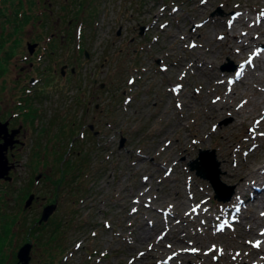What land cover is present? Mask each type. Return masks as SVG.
<instances>
[{"label":"rangeland","instance_id":"374dc122","mask_svg":"<svg viewBox=\"0 0 264 264\" xmlns=\"http://www.w3.org/2000/svg\"><path fill=\"white\" fill-rule=\"evenodd\" d=\"M193 2L21 0L12 4L11 0H0V19L4 10L14 11L13 5L25 13L31 12L30 17L25 16L4 30L6 37H15L10 46L12 56H6L0 47V120L12 115L11 125H23L17 136L21 141L7 151L9 161L14 163L9 170L10 179L0 178L1 235L6 234L10 217L17 215L6 237L0 236L2 264H14L16 250L25 241L32 243L29 264H180L161 256L158 263H154L155 259L150 262L148 246L160 238L165 247L170 241L167 236L172 234L160 230L161 222L148 243L135 240L141 228L149 226L140 227L142 222L158 223L162 216L159 212L167 211V207L146 196L164 194L167 185L176 184L175 177L181 172L190 178L195 189L207 194L209 212L214 213L219 205L235 204L236 184L223 178L217 149L208 140L204 142L198 135L190 134L197 128L198 134L207 136L210 129L229 123L230 114L206 118L212 110L209 95L224 94L226 88L215 84L220 79L210 80L197 70L201 69L197 65L199 58L189 57L186 52V47L191 46L188 39L183 42L170 35L177 33V22L184 33L205 22L212 38L220 29L214 20L227 22L228 14L235 12L234 4L242 3L240 9L250 11L254 18L263 12L264 0ZM195 14L197 18L189 24ZM239 23L242 22H236ZM249 27L245 26L249 31L245 37L253 39L254 31ZM201 30L204 32V27ZM198 35L194 33L193 38ZM27 42L35 43L31 53ZM261 45L264 41L258 47ZM170 47L176 51H170ZM226 50L211 52L215 54L211 65L202 70L211 69L207 74L229 72L227 78H231L240 65ZM62 67L67 71L65 75ZM130 79L134 83L129 84ZM179 83L184 84V98L187 94L200 97L191 112L184 103L177 107L179 94L175 95L171 88ZM261 84L253 75L245 88L236 85V94L255 101L251 106L255 109L264 98ZM245 119L250 122V118ZM247 130L246 123H236L232 133L239 139ZM263 139L264 136L260 140ZM205 148L214 150L220 181L233 187L226 201L217 199L208 179L190 168L199 149ZM171 158L179 166V173L166 171ZM146 183L152 188L138 202L135 195L147 187ZM185 184L180 182L171 190L180 192L184 200ZM121 189L127 195L124 206L118 198ZM30 192L35 193V198L24 208ZM132 200H136L135 204L128 208L127 203ZM49 202H55L56 209L49 222L36 231L31 225L39 224L41 209ZM228 233L230 244L239 246L241 253L249 250L238 245V229ZM179 234L177 241L187 249L191 245L189 239L182 237L184 232ZM77 244L81 246L77 248ZM143 250L148 258L132 260ZM135 251L138 252L134 254ZM217 257L218 254L211 256L209 264H217ZM203 262L207 263L204 259Z\"/></svg>","mask_w":264,"mask_h":264},{"label":"bare ground","instance_id":"6f19581e","mask_svg":"<svg viewBox=\"0 0 264 264\" xmlns=\"http://www.w3.org/2000/svg\"><path fill=\"white\" fill-rule=\"evenodd\" d=\"M192 3H194L193 0ZM241 7L242 3L240 2L233 5L232 8L235 12L233 11L228 14L229 20L227 22L222 23L220 19L214 20L220 29L212 38L207 33L205 22L193 25L187 33L181 32L182 27L177 22L175 25L177 33L173 32L170 35L172 39L180 38L183 42L188 39L191 46L186 47V52L187 50L189 51V57L194 56V58H199L200 62L197 65L201 69L197 70L203 72L210 80L220 79L215 84L226 88L224 94L209 95L208 104L212 110L208 112L206 118L211 120L218 116L230 114L232 119L229 123L219 126L217 130H214L212 127L213 129L208 131L207 136L198 134L197 128L194 129V132H190V134L192 136L198 135L199 139L204 142L208 140V143H212V146H215L217 149L218 155L222 158L219 165H221V170H223V178L236 184V190L233 193L235 204L226 203V205H219L214 209V213H211L209 212L211 205L209 204L207 194L202 189H195L194 184L190 182V178L186 177L187 175L183 176V172L176 175V184L167 185L168 189L166 188L167 190L164 194L160 192L146 196L149 201L167 207V211L159 212L162 216H160L158 223L148 220L144 223L142 222L140 227L146 224L149 226L141 228L142 230L135 242L139 244L148 243L147 240L155 236V233L152 236L153 230L157 228L160 222V230L163 229L165 233H170V231L172 233L170 236H167L170 241L167 242L168 244L165 247L160 242V238L156 241L151 240L153 244L148 246V249H151L152 255L150 256L152 257L150 262L155 259L154 263H158L157 258L161 256L162 259L169 258L180 264H203V259L207 261L205 264H209V258L218 254L217 259H215L217 264H250L251 261L255 264H264V215H262L264 213V159H262L264 158V139L260 140L264 136L262 135L264 134V129H262L264 124V98L261 100L259 106L253 109L251 106H253L252 103L255 101L243 95L237 96L238 94H236V85L241 84L242 88H245L246 83L254 75L260 79L261 85H263L261 87L263 92L261 96H264V45L258 47L264 41V23L261 22L264 21V15H262L264 7L261 6L263 7V12L258 13L254 18L251 17L250 11L242 10L240 9ZM254 8L253 6L251 7L253 10ZM196 18V14L192 15L190 20L184 21L185 25H187L188 20L189 24H191L194 21L193 19ZM238 21L242 23L236 24ZM247 25H250L249 30L254 31L252 34L253 39L245 37V34L249 32L245 28ZM203 27L204 32L201 30ZM196 32L199 35L194 39L193 35ZM178 33L181 34L178 35ZM200 35H203L202 38ZM174 48L170 47V51L175 52ZM219 48L221 51H224L226 48V52L236 59L240 65L238 70L233 71L231 78H227L229 72L223 71L219 74H207L211 73V69L206 72L202 70L204 66L208 65L209 67L211 65L209 62H212L211 58L215 55L211 52L216 53ZM196 53H199V55ZM252 58H255V61H252ZM237 73H240V75L237 76ZM183 87L184 84L179 83L174 85L171 90L175 95L179 94V100H176V103L180 106L184 103L188 112H191L200 103V97L198 94L191 96L187 94V97L184 98L186 95L182 93ZM207 91L209 92L210 89ZM244 105H250V107L242 108ZM243 115L245 118H250V122L242 118ZM207 121L209 122V120ZM236 123H242V125L246 123L248 129L247 134L239 139H235V135L232 133ZM216 126L214 127L216 128ZM212 133H214V137ZM187 150L185 148V151ZM258 151L260 154L256 155ZM259 158L260 160L256 162ZM173 160L175 159L171 158L170 163H166V165L162 163L165 165L168 173L178 172L179 166ZM167 161L169 162V159ZM180 182L186 183L187 198L185 200L181 198L182 194L177 190L174 193L171 191ZM146 184L147 187L142 189L140 194L135 195L136 199H139L137 200L138 202L141 196L152 188V185ZM193 189L196 191L193 192ZM172 194L173 196H171ZM90 197L91 199L95 198L93 195H90ZM118 198L123 200L122 206H124L125 202H127V195L123 194V189L118 191ZM135 201L132 200V202L127 203V207L134 206ZM168 209H172L173 212L168 211ZM202 214L205 216L203 217ZM205 218L208 221L204 222ZM201 219H203V222ZM238 224L239 226H234ZM202 227L203 230H201ZM127 229H129V226ZM233 229H238L237 243L249 249L247 252L241 253L239 246L230 244L231 238L229 237L230 235L228 236V231ZM178 232H184V234H181L182 237L184 239L187 238V240L189 239L188 241H190L191 245L187 249L191 251H188L186 246H182L177 241ZM164 235L163 233L162 236L164 237ZM132 244L135 247V244ZM193 249H196V251H193ZM136 252L138 251H135L134 254ZM145 252L143 250L141 252L143 255L141 253L137 254L132 260L136 258L137 260L148 258V256L144 255Z\"/></svg>","mask_w":264,"mask_h":264},{"label":"water","instance_id":"95a60500","mask_svg":"<svg viewBox=\"0 0 264 264\" xmlns=\"http://www.w3.org/2000/svg\"><path fill=\"white\" fill-rule=\"evenodd\" d=\"M142 29L143 27H140V32H142ZM34 46L35 43L27 42V48L30 53L34 50ZM63 71L64 69L62 67L61 72ZM8 124L9 119L0 120V178L4 179H10L9 170L14 165L12 161H9L7 151L13 147L14 143L19 141V138L15 137V135L21 128V124H19L17 127L9 129ZM190 168L195 169L196 174L200 177L208 179L214 190V196L217 199H229L233 187L220 181L218 177V161L215 158L213 149H199L198 156L190 162ZM34 198L35 193L30 192L23 203V207H29ZM56 206L55 202L46 203L41 209L37 223L40 224L41 222L47 221L56 209ZM31 245L32 243L30 241H25L17 248V260L14 264H29Z\"/></svg>","mask_w":264,"mask_h":264},{"label":"trees","instance_id":"16d2710c","mask_svg":"<svg viewBox=\"0 0 264 264\" xmlns=\"http://www.w3.org/2000/svg\"><path fill=\"white\" fill-rule=\"evenodd\" d=\"M11 2H12V4H15V3L17 4V3H21V0H11ZM0 7H2V6H0ZM13 8H14V11H13L14 13L12 12L11 9L4 10V12L1 14L2 15V19H0V21L2 22L1 23V29H0V47L4 48L6 56H9V57L12 56V54L10 52V46H12L11 42H13V39L15 37L14 38H9L8 37L9 34H7V37H6L5 36L6 32H4V30H6V28H7V26L9 24H13L14 22L18 23V21L22 20L25 16L28 17L29 15H31V12L26 11V13H25V12L22 11V9L19 10L18 7L15 8V5H13ZM16 12H17V14H16ZM35 16L36 15H32L31 18H35ZM6 48H7V50H6ZM31 112H33V111H31ZM9 220H11V222H10V225L8 224L6 229H5L6 234H4V233L2 235L0 234V236H2L3 238L6 237L7 233L11 230V228H12L11 225L14 224L17 221V215L15 214V215L11 216ZM48 222H49V218H48L47 221L42 222L41 224H36L35 223V224L31 225V228L36 229V231H38V228L46 225ZM56 226H58V225H56ZM0 264H2L1 257H0Z\"/></svg>","mask_w":264,"mask_h":264},{"label":"flooded vegetation","instance_id":"af4514ba","mask_svg":"<svg viewBox=\"0 0 264 264\" xmlns=\"http://www.w3.org/2000/svg\"><path fill=\"white\" fill-rule=\"evenodd\" d=\"M66 73H67V71L64 70V71L62 72V75H65ZM8 119H9V124H8L9 129L14 128V127H17V126L19 125V124H18L17 126H15V125H11L12 120H13L12 115H10V116L8 117ZM22 129H23V125L21 126L20 130L16 133L15 137L18 136V134L21 132ZM19 141H21V140H19ZM19 141H18V142H19ZM17 144H18L17 142L14 143L15 146H17ZM15 146H14V147H15Z\"/></svg>","mask_w":264,"mask_h":264},{"label":"snow or ice","instance_id":"6c2138e0","mask_svg":"<svg viewBox=\"0 0 264 264\" xmlns=\"http://www.w3.org/2000/svg\"><path fill=\"white\" fill-rule=\"evenodd\" d=\"M201 2L204 3L205 0H201ZM262 15H264V13H262ZM161 27L163 28L164 25H161ZM165 70H166V69H165ZM239 75H240V73H237V76H239ZM128 83H129V84H132V83H134V81L130 79V80L128 81ZM178 87H179V86H178ZM245 103H246V102H245ZM177 107H180V105L177 104ZM262 135H264V134H262ZM262 215H264V213H262ZM80 246H81L80 244H77V245H76L77 248H79ZM169 247H170V245H169ZM193 251H196V249H193ZM141 255H143V253H141Z\"/></svg>","mask_w":264,"mask_h":264}]
</instances>
